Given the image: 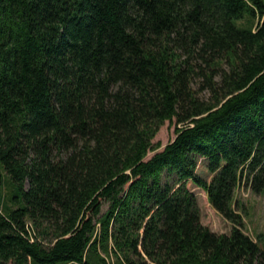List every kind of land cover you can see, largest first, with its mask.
Masks as SVG:
<instances>
[{
	"label": "trees",
	"instance_id": "16d2710c",
	"mask_svg": "<svg viewBox=\"0 0 264 264\" xmlns=\"http://www.w3.org/2000/svg\"><path fill=\"white\" fill-rule=\"evenodd\" d=\"M242 182L264 192V0H0V264H264Z\"/></svg>",
	"mask_w": 264,
	"mask_h": 264
},
{
	"label": "rangeland",
	"instance_id": "374dc122",
	"mask_svg": "<svg viewBox=\"0 0 264 264\" xmlns=\"http://www.w3.org/2000/svg\"><path fill=\"white\" fill-rule=\"evenodd\" d=\"M175 119L165 120L160 126L152 143L156 148L147 152L145 159L151 157L156 151L161 150L164 145L175 136ZM7 175L4 176V192L8 189L10 183ZM187 187L196 197L200 210V222L216 233H229L232 228V222L223 217L210 204L205 190L192 182L187 183ZM234 208L240 214V229L257 240L259 234H264V192H253L243 182L237 188L234 195ZM106 209L103 206L102 211ZM258 244L264 247V238L258 240Z\"/></svg>",
	"mask_w": 264,
	"mask_h": 264
}]
</instances>
